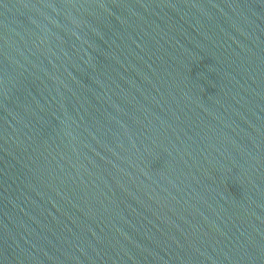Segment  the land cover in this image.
I'll return each mask as SVG.
<instances>
[{
  "label": "water",
  "instance_id": "obj_1",
  "mask_svg": "<svg viewBox=\"0 0 264 264\" xmlns=\"http://www.w3.org/2000/svg\"><path fill=\"white\" fill-rule=\"evenodd\" d=\"M0 264H264V0H0Z\"/></svg>",
  "mask_w": 264,
  "mask_h": 264
}]
</instances>
